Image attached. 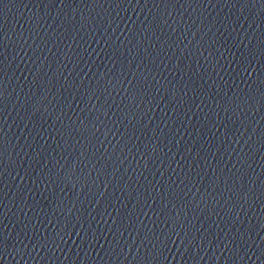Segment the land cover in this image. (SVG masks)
Segmentation results:
<instances>
[{
    "label": "water",
    "instance_id": "95a60500",
    "mask_svg": "<svg viewBox=\"0 0 264 264\" xmlns=\"http://www.w3.org/2000/svg\"><path fill=\"white\" fill-rule=\"evenodd\" d=\"M0 264H264V0H0Z\"/></svg>",
    "mask_w": 264,
    "mask_h": 264
}]
</instances>
